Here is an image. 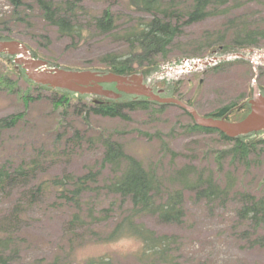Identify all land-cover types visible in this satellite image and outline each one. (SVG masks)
I'll list each match as a JSON object with an SVG mask.
<instances>
[{
	"label": "trees",
	"instance_id": "16d2710c",
	"mask_svg": "<svg viewBox=\"0 0 264 264\" xmlns=\"http://www.w3.org/2000/svg\"><path fill=\"white\" fill-rule=\"evenodd\" d=\"M11 10L9 20L0 16V42L14 40L6 34L9 24L27 23L28 14L35 6L41 18L48 26L57 28L60 36L81 37V18L88 17L89 24L99 35H110L119 25L120 18L107 7L100 15H94L84 6L86 0H7ZM96 1V0H92ZM100 1V0H98ZM128 7L143 16L129 19L128 25L120 35L126 43L124 54L103 57L102 66L90 68H70L59 66L48 60L49 67L65 70H89L100 75L113 73L122 77L141 76L144 83L159 69V62L167 58L175 39L179 38L183 29L207 19L225 17L226 32H205L200 40L186 44L192 55H199L202 50H238L256 48L258 39L263 35L258 30L245 27L244 24L232 25L233 18H228L232 9L228 0H127ZM232 29L231 42H226L227 31ZM46 38V37H45ZM48 43V42H47ZM33 58L44 59L37 48L26 45ZM0 87L15 91L24 101L27 108L29 101L35 99H51L52 111L57 118L51 129L52 145L50 148L38 149L36 155L27 162L17 165H0V195L13 196L11 207L0 217V264H19L20 235L28 222L27 213L43 202H50L56 209L67 213L63 229L74 237L86 239L95 245L112 244L121 239H134L140 243L135 256L143 264H175L177 237L170 234H159L146 227L142 218L151 217L166 226H179L185 216V195L214 202L224 195H229L230 185L221 184L219 179L223 169V160L229 159L230 164H240L247 169L250 162L264 156V131L253 132L236 138L224 133L199 127L192 123L186 126L189 132L200 131L204 134H215L222 149L212 150L216 170L204 174L193 165L177 169L171 179L172 187L166 186L157 172V166L146 168L141 160L125 151L124 145L116 141L104 131L95 130V134L87 135L79 130H72L67 121L79 117L90 126V117L99 116L111 119L127 120L128 113L145 111L151 105H160L144 97L121 94L118 99L76 95L67 90L53 89L30 81L22 68L15 70L13 58L6 53L0 54ZM221 66V65H220ZM13 73L17 80L9 81ZM18 80L26 83V91H20ZM179 84V83H178ZM178 84L158 83L152 91L161 97H174ZM106 89H114V84L103 85ZM18 88V90H17ZM28 89L50 92L53 97H33ZM260 94L264 96V86L259 85ZM248 96L241 101L232 102L220 107L206 117L225 119L229 115L237 121L243 120L250 112L248 100L252 96L249 86ZM177 96V95H176ZM194 106L192 99L184 100ZM94 100L98 103H94ZM25 111L0 119V136L2 132L14 128L25 117ZM55 119V118H54ZM87 148L100 146L102 155L93 166H86L80 174L64 173L50 178H38L41 161H53L60 155H68L76 147L82 151L81 145ZM162 149L173 157L178 154L170 150L168 144L161 140ZM95 167V168H94ZM109 194L119 203L126 204V209L116 214L115 204L102 207L101 193ZM241 207L238 215L244 222L253 227H264V194L260 197L249 193H237ZM68 211L70 216L68 219ZM117 219L109 229L101 230L99 226L106 224L113 214ZM87 236V237H86ZM68 252L64 255L55 254L50 260L36 259L29 264H69ZM76 264H114L112 257L89 258Z\"/></svg>",
	"mask_w": 264,
	"mask_h": 264
},
{
	"label": "rangeland",
	"instance_id": "374dc122",
	"mask_svg": "<svg viewBox=\"0 0 264 264\" xmlns=\"http://www.w3.org/2000/svg\"><path fill=\"white\" fill-rule=\"evenodd\" d=\"M33 4V0H26ZM232 9L228 18H233L232 27L244 24L248 29L258 30L263 34L257 41L256 48L264 51V0H228ZM84 6L94 15H100L107 7L120 18L119 25L110 35H99L89 24V18H81V37L60 36L56 27L48 26L41 18L39 10L32 6L27 12V23L9 24L6 34L15 41L37 48L44 60H51L59 66L70 68L100 67L103 57L120 55L126 52L127 46L120 35L128 25L129 19L142 14L134 12L127 5V0H86ZM11 7L7 0H0V16L9 20ZM226 18L207 19L197 24L188 25L181 36L174 40L168 54L174 61L188 56H208L210 52L202 50L199 55H192L186 44L200 40L205 32H226ZM232 29H228L226 42H231ZM46 37V38H45ZM48 42V43H47ZM255 48V49H256ZM249 58V57H248ZM1 59V58H0ZM3 60V59H1ZM257 69V84L264 86V65ZM2 66L0 64V71ZM255 76L254 66L246 61L225 63L218 68L197 73L190 81L177 85V96L185 101L192 99L201 116L232 102L244 100L248 96L249 86ZM10 81L17 80L9 74ZM201 81V84H200ZM20 91H26V83L18 80ZM18 90V88H17ZM33 96L38 91L28 89ZM41 97H53L50 92H39ZM174 95V99L178 97ZM15 91L0 88V119L21 112H26L24 119L0 136V165H17L34 157L40 148H50L52 140L50 131L57 114L52 111L51 99L29 101L27 108ZM127 120L111 119L99 116L90 117L91 129L79 117L67 121L72 130L95 134V130L104 131L124 145L125 151L142 161L146 168L157 166L162 182L172 187L174 172L187 165H193L204 174L216 170L212 150L222 149L223 144L215 134H204L200 131L189 132L186 126L192 123L183 110L175 105L161 108L151 105L148 110L128 113ZM55 118V119H54ZM230 122L237 119L229 115ZM164 140L171 151L178 154L173 157L161 146ZM78 147L68 155H60L53 161H41L38 178H50L64 173L80 175L86 166H93L101 157L100 146ZM95 168V167H94ZM219 179L221 184H229V195L208 202L185 195V216L179 226L162 225L155 218L144 217L142 223L159 234H170L177 237L175 264H264V227H253L244 222L238 215L241 207L237 193H249L260 197L264 194V156L250 162L249 167L230 164L223 160V169ZM14 197L0 195V217L8 210ZM102 207L115 204L116 214L126 209V204L119 203L109 194L101 193ZM113 214L99 229H109L117 219ZM70 212L68 211V219ZM28 221L20 235L19 264H29L36 259L50 260L55 254L68 252L69 264L82 263L89 258L112 257L114 264H143L135 254L140 243L134 239H121L112 244L95 245L86 239L74 237L63 229L67 213L56 209L50 202H43L30 210L26 215ZM87 237V236H86Z\"/></svg>",
	"mask_w": 264,
	"mask_h": 264
},
{
	"label": "water",
	"instance_id": "95a60500",
	"mask_svg": "<svg viewBox=\"0 0 264 264\" xmlns=\"http://www.w3.org/2000/svg\"><path fill=\"white\" fill-rule=\"evenodd\" d=\"M0 53L16 56V68L21 66L29 80L36 84L51 88L64 89L76 94H92L108 99H118L119 93L145 97L159 104L176 105L191 115L196 125L208 129L219 130L230 138H236L253 132L264 131V96L259 92L256 77L252 81V98L249 101L250 113L239 122H228L200 116L197 111L186 103L174 98H162L143 84L141 77H121L112 73L99 75L90 71H68L59 68L48 69L47 62L34 59L25 45L12 41L0 42ZM264 64V62H263ZM101 84H116V90H105Z\"/></svg>",
	"mask_w": 264,
	"mask_h": 264
},
{
	"label": "built area",
	"instance_id": "2783aa9c",
	"mask_svg": "<svg viewBox=\"0 0 264 264\" xmlns=\"http://www.w3.org/2000/svg\"><path fill=\"white\" fill-rule=\"evenodd\" d=\"M185 70L188 71L187 69H185ZM181 73H182L181 70H175V71L172 72V74H175V75H179Z\"/></svg>",
	"mask_w": 264,
	"mask_h": 264
},
{
	"label": "bare ground",
	"instance_id": "6f19581e",
	"mask_svg": "<svg viewBox=\"0 0 264 264\" xmlns=\"http://www.w3.org/2000/svg\"><path fill=\"white\" fill-rule=\"evenodd\" d=\"M263 59H259V58H257V57H255V62L256 63H259V62H261Z\"/></svg>",
	"mask_w": 264,
	"mask_h": 264
}]
</instances>
